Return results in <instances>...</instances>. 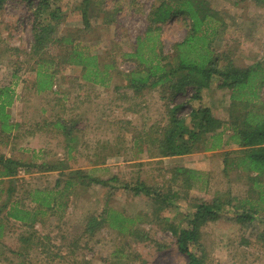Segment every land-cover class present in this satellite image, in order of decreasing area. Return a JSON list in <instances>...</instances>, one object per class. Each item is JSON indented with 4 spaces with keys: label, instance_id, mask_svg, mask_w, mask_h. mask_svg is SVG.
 Segmentation results:
<instances>
[{
    "label": "rangeland",
    "instance_id": "374dc122",
    "mask_svg": "<svg viewBox=\"0 0 264 264\" xmlns=\"http://www.w3.org/2000/svg\"><path fill=\"white\" fill-rule=\"evenodd\" d=\"M37 1L5 0L0 7V87L13 90L6 111L15 124L10 133L0 137L7 141L0 139V153L31 168L0 180V204L13 199L33 211L36 201L30 199L29 191L49 189L57 180L60 183L56 188L60 189L72 170H77L72 172H79L83 180L62 197L64 205L39 214L33 226L29 221L5 217V211L1 213L0 264H187L188 257L179 250L173 228L189 225L193 202L214 196L231 199L232 204L245 208L253 206L257 219L241 224L231 218L233 210H228L202 224V250L192 248L204 254L203 264H264V171L236 166L241 152L231 153L226 164L223 151L241 148L230 143L186 156V162L197 167L200 174L194 172L196 181L189 188L176 183L169 187L171 170L185 160L157 159L151 138L168 122L169 107L185 102L176 110V116H182L199 101L188 99L193 92L191 86L175 94L169 106L158 86L141 94L125 86L122 73L132 69L136 61L123 53L134 50L136 37L145 30L147 15L158 0H133V4L129 0L92 1L88 27L81 15L82 0H53L52 8L61 7L62 16L52 36L68 35L70 39L51 43L45 52H34L32 27ZM202 1L226 26L219 29L221 35L216 38L218 51L227 49L240 66L264 56V0ZM187 31L182 16L162 23L164 51L171 52L172 44ZM74 49L97 55L101 69L105 63L113 66L106 68L103 84L86 80L81 66L66 60ZM43 58L53 69L52 85L38 90L37 69ZM256 98L255 108L264 105V84ZM202 102L214 115L229 118L228 88L212 84L203 92ZM60 119L67 121L74 141L55 125ZM67 146L72 149L64 160ZM43 162L60 169L38 171L35 163ZM85 175L104 183L90 182ZM11 179L15 191L9 196ZM140 181L165 193L178 190V197L165 205L130 187L125 189L127 184ZM110 213L133 219L129 230L112 227L110 217L92 231L86 229L91 215L101 220Z\"/></svg>",
    "mask_w": 264,
    "mask_h": 264
},
{
    "label": "trees",
    "instance_id": "16d2710c",
    "mask_svg": "<svg viewBox=\"0 0 264 264\" xmlns=\"http://www.w3.org/2000/svg\"><path fill=\"white\" fill-rule=\"evenodd\" d=\"M53 0H38L35 6V21L33 23L34 52H45V48L51 43L69 40L66 37H53L54 26L61 15V7L52 8ZM81 15L86 25L89 26L88 7L89 4L103 0H82ZM5 0H0V7ZM135 1L129 0L130 4ZM117 9V7H115ZM216 13H212L202 0H158L151 12L147 15L148 23L142 34L137 35L136 44L133 51L124 52L126 58L135 60V66L129 71L122 73L126 80V87L133 89L135 94H141L147 88H160V96L170 105L171 99L178 92L184 91L187 86L193 88L189 100H197L199 104L192 106L189 113L176 116V110L185 102L175 104L168 109V122L162 127L158 135L151 138L152 145L156 146L158 155L172 156L183 155L196 150H215L225 144H237L240 149L223 151V160L227 164L233 152H241L237 158L236 166L244 169H251L259 173L264 171V105L255 108L256 97L264 84V56L256 62L240 66L231 58L227 49L218 51L216 43L217 36L225 29L221 19L214 18ZM182 16L188 27L186 35L179 41L172 44V51L166 53L160 37L161 24L173 16ZM216 21H218L216 23ZM211 29V30H210ZM69 38V39H68ZM66 60L73 66H81L82 77L94 83L105 82L106 68H113L109 63L100 67V60L97 55H88L86 51L74 49ZM65 60V59H64ZM47 59L38 64L37 89L44 90L51 88L53 69ZM52 70V71H51ZM102 74V77L99 76ZM218 88H228L230 90L229 118L224 120L213 114L209 105L201 103L203 92L212 84ZM13 90L9 86L0 87V134H8L15 126L10 119L6 107L12 103ZM189 102V101H188ZM173 106V105H172ZM64 134L72 140L71 129L67 121L60 119L55 123ZM159 131V130H157ZM24 164L18 159L5 156L0 153V180L13 177L18 167ZM169 176V187L177 184L182 188H189L194 184L195 173L199 171L186 166H175ZM195 172V173H194ZM79 172L68 173V178L64 180L63 186L52 196L50 192L36 189L34 193L28 192V196L33 201L38 202V207L24 209L19 201L5 200L0 204V218L5 211V217L20 220L29 224L37 221L39 214L53 210L56 206L64 205L62 197L70 193L72 188L83 177ZM90 182H102L98 177L85 175ZM90 177V178H88ZM194 177V178H193ZM77 179V180H76ZM82 182V181H81ZM60 180L56 181V186ZM133 190L135 193H144L155 203L170 204L178 197V190L163 192L159 188L147 185L140 181L136 185L125 186V189ZM14 179L10 180L7 188L8 195L15 190ZM44 192L45 195L40 196ZM56 195H59L57 197ZM58 198V199H57ZM194 207L191 212V219L187 227H174L176 242L179 250L188 257L187 264H203L204 254L198 253L192 248L196 246L202 250L199 242L200 226L208 220H216L223 216L228 210L232 211V219L246 224L254 222L256 210L253 206L245 208L243 205L232 204L231 199L226 200L220 196L210 199H197L193 202ZM109 222L112 227L119 230H129V224L133 219L123 217L120 213H110V216L98 219L91 215L87 222V230L92 231L101 222ZM23 238V237H22ZM24 264V263H18Z\"/></svg>",
    "mask_w": 264,
    "mask_h": 264
},
{
    "label": "crops",
    "instance_id": "0c3cea01",
    "mask_svg": "<svg viewBox=\"0 0 264 264\" xmlns=\"http://www.w3.org/2000/svg\"><path fill=\"white\" fill-rule=\"evenodd\" d=\"M4 136V134H0V137H3ZM75 137H73V139H72V141H74L75 139H74ZM0 139H2V138H0ZM2 141L3 142H7V141H4V139H2ZM70 141V140H69ZM68 141V142H69ZM67 148H68V151H67V155L63 158L64 160H66V158L70 155V153H71V147H69V146H67ZM205 151H208V150H205ZM4 154V153H3ZM32 154H33V151H32ZM5 155V154H4ZM190 155H195V153L194 152H190V153H187V154H183V155H172V156H161V155H158V153H157V155H155L156 156V158L157 159H161V160H164L166 157H175V158H182V159H184L185 160V162H186V156H190ZM5 156H9V155H5ZM155 156H153V157H155ZM13 157V156H12ZM13 158H15V157H13ZM169 159V158H168ZM19 160V159H18ZM20 161V160H19ZM21 162V161H20ZM23 162V161H22ZM185 162H183V163H181V162H178L177 163V165H174V166H186V167H188V168H193V169H195V168H197V167H195L194 165L193 166H191L190 165V163H185ZM24 163V162H23ZM35 166H36V168L38 169V171H52V170H58V169H60V168H58L56 165H48V163H46V162H43V163H41L40 165H37V163H35ZM26 168H28L29 170L31 169L30 168V165H26V163H24V164H22L21 166H19L18 167V170L17 171H29V170H26ZM167 168V167H166ZM92 171H95V168L94 169H91ZM197 170V169H196ZM71 171V170H70ZM72 171H77V170H72ZM56 187H58V186H54V187H51V188H47V189H42L41 191H44V192H50V193H52V196L54 195L55 196V194H56V192L59 190V189H57ZM40 190V189H39ZM44 192H42L41 193V195L40 196H43V195H45L44 194ZM57 197H59V195H56ZM58 199V198H57ZM36 207H38V202H36ZM42 214H44V213H42ZM41 215V214H40ZM35 223L33 222L32 223V226L34 225Z\"/></svg>",
    "mask_w": 264,
    "mask_h": 264
}]
</instances>
